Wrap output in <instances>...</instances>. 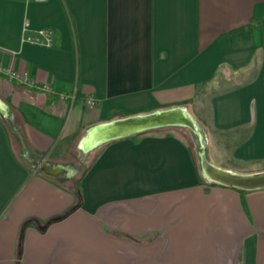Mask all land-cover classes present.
Here are the masks:
<instances>
[{
	"label": "crops",
	"instance_id": "0c3cea01",
	"mask_svg": "<svg viewBox=\"0 0 264 264\" xmlns=\"http://www.w3.org/2000/svg\"><path fill=\"white\" fill-rule=\"evenodd\" d=\"M175 107L264 172V0H0V264H264V188L210 183L172 127L80 173L92 130Z\"/></svg>",
	"mask_w": 264,
	"mask_h": 264
},
{
	"label": "water",
	"instance_id": "95a60500",
	"mask_svg": "<svg viewBox=\"0 0 264 264\" xmlns=\"http://www.w3.org/2000/svg\"><path fill=\"white\" fill-rule=\"evenodd\" d=\"M165 126H185L192 130L196 129L192 117L182 108L175 107L149 114L130 116L97 127L90 132L86 147L91 149L114 139ZM202 169L209 180L225 186L243 190L264 188V172L250 175L234 173L212 164L205 155H202ZM42 171L47 175L57 176L67 170L60 167L43 166Z\"/></svg>",
	"mask_w": 264,
	"mask_h": 264
},
{
	"label": "rangeland",
	"instance_id": "374dc122",
	"mask_svg": "<svg viewBox=\"0 0 264 264\" xmlns=\"http://www.w3.org/2000/svg\"><path fill=\"white\" fill-rule=\"evenodd\" d=\"M170 109H172V108H170ZM189 109L191 111V106L189 107ZM166 110H168V109H166ZM184 112H186L188 114V111H184ZM189 115H190V113H189ZM191 115L190 116L192 117V119L194 120V123H195V127H196L195 130H192V129L185 127V126H165V127L166 128L172 127V129L175 130L176 133H178L180 136H182L189 143V145L192 149V152L194 153L196 163L200 169H202V155H205L204 152L207 153L205 156H207L206 158L212 164L214 162L218 165L228 166L229 165L228 163L230 162V160H232L231 159L232 147L230 146L231 141L229 139H227L226 137L214 138L213 136H211L210 144L207 145V139L205 137V134L203 133L204 130L201 129V127H199L200 125H199V123H197V120H196L197 117L195 116V114L192 113ZM62 142L63 141H61V143ZM61 143L58 144L57 151L59 150V147H61V149L63 148ZM97 147H95V149L93 148L91 150L92 154L90 152L91 155L88 154L87 158H86L84 153L75 149L76 153H74L75 154L74 157H77L76 163L79 164L80 173L82 171H84L85 169H87L90 161L97 155V151L99 150ZM70 148H71V145L69 146V149ZM71 149L74 150L73 147ZM70 153H72V152H70ZM233 168L235 170L242 169V170H246V171L254 169L253 167H250V166H245V167L244 166H234ZM255 169H256V167H255ZM80 173H79V175H80ZM79 175L67 176V175L62 174V177H63L62 180L63 181H62V183L58 182L60 187H62L68 193L73 195L77 201L79 200L78 192H79V189L81 188V178L79 177Z\"/></svg>",
	"mask_w": 264,
	"mask_h": 264
},
{
	"label": "built area",
	"instance_id": "2783aa9c",
	"mask_svg": "<svg viewBox=\"0 0 264 264\" xmlns=\"http://www.w3.org/2000/svg\"><path fill=\"white\" fill-rule=\"evenodd\" d=\"M38 2H42V1H46V0H36ZM30 27V22L27 20L25 22V29H29ZM27 41L37 44V45H41V46H51L52 42H53V37H52V33L49 29H39L35 32L34 35L27 37L26 39ZM9 74L11 76V78H15L18 77L13 71H9ZM24 81H28V78L25 77H21ZM44 90L46 91H52V88L50 86H44L43 87ZM87 103L89 105H94L96 102L93 98H89L87 99Z\"/></svg>",
	"mask_w": 264,
	"mask_h": 264
},
{
	"label": "trees",
	"instance_id": "16d2710c",
	"mask_svg": "<svg viewBox=\"0 0 264 264\" xmlns=\"http://www.w3.org/2000/svg\"><path fill=\"white\" fill-rule=\"evenodd\" d=\"M161 128H166V127H161ZM161 128H156V129H161ZM156 129H151V130H146V131H142V132H139V133H136V134H133V135H131V136H127V138H132V139H134L135 141H137V140H139L140 138H142V137H144L145 135H148V134H150L151 132H153L154 130H156ZM102 146V145H101ZM101 146H100V151L99 152H101V151H103V148H104V146L101 148ZM200 170V168L198 167V173L199 174H201V172H203V171H199ZM202 170V169H201ZM201 177V176H200ZM211 181V180H210ZM210 183H212V184H214V185H222V184H219V183H217V182H214V181H211ZM223 186H225V185H223ZM235 188V187H234ZM236 189H238V190H240V191H246V190H243V189H239V188H236ZM78 194H79V200H78V204H77V206H80V204L82 203V192H81V189H79V192H78ZM45 226H46V224H45ZM39 227H44L43 225L41 226L40 224H39Z\"/></svg>",
	"mask_w": 264,
	"mask_h": 264
},
{
	"label": "bare ground",
	"instance_id": "6f19581e",
	"mask_svg": "<svg viewBox=\"0 0 264 264\" xmlns=\"http://www.w3.org/2000/svg\"><path fill=\"white\" fill-rule=\"evenodd\" d=\"M95 149V148H94Z\"/></svg>",
	"mask_w": 264,
	"mask_h": 264
}]
</instances>
